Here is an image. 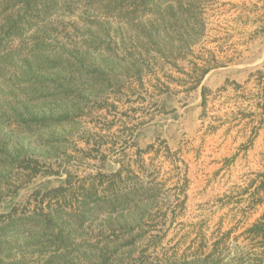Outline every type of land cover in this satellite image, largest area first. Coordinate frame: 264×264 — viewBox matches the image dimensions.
<instances>
[{
	"label": "trees",
	"instance_id": "obj_1",
	"mask_svg": "<svg viewBox=\"0 0 264 264\" xmlns=\"http://www.w3.org/2000/svg\"><path fill=\"white\" fill-rule=\"evenodd\" d=\"M217 4L219 0H0V71L11 68L15 70L13 77L32 83L38 96L51 95L66 103L41 115L22 102L21 124L38 129L80 128L87 122L85 118H91L92 105L111 112L110 108L117 109L111 99L127 97L133 90L152 97L197 90L210 71L234 60V55L221 56L217 49L208 47L211 32H220L210 28L212 14L229 4L240 9L237 19L244 24L258 20L255 33L264 32V13L258 17L264 5ZM93 57L100 62H94ZM234 90L253 110L245 113L240 109L243 118L255 122L259 115L261 127L264 69L251 73L245 84L236 83ZM202 97L206 108L209 93L205 86ZM25 111H31L27 117ZM258 128L252 129L254 135ZM77 138L84 140L87 150L68 139L77 155L58 158L57 171H47L57 173L63 168L65 185L46 192L36 190L24 204L0 214V264H19L7 250L19 238L25 242L17 249L38 248L45 264H60L58 260L65 257L76 260L75 264H117L120 255L110 246L128 250L121 264H153L147 253L149 246L144 244L148 233L144 227L136 231L139 226L116 223L97 228L94 223L104 214L113 217L143 211L157 201L161 183L143 180L135 174L131 161L123 159L116 172L72 171V166H82L84 157L92 161L97 155H101L100 160L106 157L99 142L102 137L97 139L82 129ZM145 153L138 150V155ZM262 160L263 170L251 179L246 191L251 204L263 207L248 230L259 246H264V154ZM42 168L39 163L25 166L16 176L0 167V202L29 183Z\"/></svg>",
	"mask_w": 264,
	"mask_h": 264
},
{
	"label": "rangeland",
	"instance_id": "obj_2",
	"mask_svg": "<svg viewBox=\"0 0 264 264\" xmlns=\"http://www.w3.org/2000/svg\"><path fill=\"white\" fill-rule=\"evenodd\" d=\"M222 2L264 5V0H219L216 6ZM239 13L240 9L227 4L210 16V28L220 32H211L208 47L217 49L221 56L234 55V60L210 71L197 90L154 97L133 90L127 97L112 98L117 109L110 108L111 112L92 105L91 118H85L87 122L80 128L22 125V102L41 115L66 103L55 96H38L32 83L13 77L15 70L11 68L0 71V167L17 176L22 167L43 166L29 183L3 198L0 214L24 204L36 190L46 192L65 185L63 168L57 173L47 171H57L58 158L77 155L68 139L86 149L84 140L77 138L84 129L97 139L103 138L99 142L106 157L100 160L101 155H97L94 161L84 157L82 166H72V171L111 173L120 168V159L130 160L136 175L162 185L153 205L113 217L104 214L94 227L116 223L139 226L136 231L144 227L148 232L144 244L149 246L147 253L153 264H264V246L256 245L248 232L263 207L251 204L246 193L251 179L263 170L264 124L259 127V115L255 122L243 118L240 109L245 113L253 110L234 90L236 83L245 84L251 73L264 69V32L255 33L259 21L244 24L237 19ZM263 13L260 11L258 17ZM93 61L99 63L100 59L93 57ZM203 86L209 93L206 108L202 105ZM31 111H25V116ZM108 120L116 122L110 124ZM254 127H259L255 135ZM140 149L146 153L138 155ZM152 206L159 213L155 214ZM24 242V238L16 239L8 253L19 264H45L38 248L17 249ZM110 248L120 255L117 264L125 263L126 247ZM66 258L58 262L75 264L76 260Z\"/></svg>",
	"mask_w": 264,
	"mask_h": 264
}]
</instances>
